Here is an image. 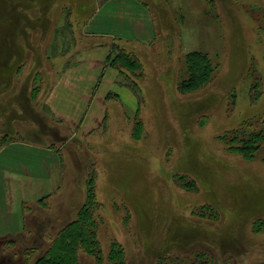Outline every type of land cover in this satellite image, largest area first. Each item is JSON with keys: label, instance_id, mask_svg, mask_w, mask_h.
<instances>
[{"label": "rangeland", "instance_id": "1", "mask_svg": "<svg viewBox=\"0 0 264 264\" xmlns=\"http://www.w3.org/2000/svg\"><path fill=\"white\" fill-rule=\"evenodd\" d=\"M56 1L39 7L38 0H0V121L5 116L3 128L26 129L32 138L53 133L48 140L59 146L66 126L44 117L49 82L84 57L88 42L77 33L84 15L71 20L63 8L55 21ZM143 1L167 5L173 35L136 50L139 93L118 77L112 89L119 99L104 102L106 119L64 145L59 186L50 180L44 191L26 193L31 222L20 235L0 236V264H30L45 253L58 227L76 218L89 181L101 257L80 250L77 264H113V243L121 264H198V252L213 264H264V228L254 229L264 220V142L249 159L230 149L249 132L264 136V0ZM192 50L207 53L214 71L204 86L183 92L177 84L188 75L185 54ZM35 72L40 88L30 99ZM14 191L17 204L20 188Z\"/></svg>", "mask_w": 264, "mask_h": 264}, {"label": "crops", "instance_id": "2", "mask_svg": "<svg viewBox=\"0 0 264 264\" xmlns=\"http://www.w3.org/2000/svg\"><path fill=\"white\" fill-rule=\"evenodd\" d=\"M44 1L38 0L39 7L48 6L55 0ZM53 6L55 21L62 20L59 16L56 17V11H62L63 8L67 10V13H71V20L84 15L77 27L79 29L77 33L80 40L88 42L84 46L86 54L69 63L55 83L49 82L50 86L43 104L48 115L44 117L48 116L52 124L59 125L58 128L61 125L66 126V132H60V136H65V139L60 142L57 149L50 146L54 141L48 140L55 138L53 133L45 131L37 139L30 137L26 129L20 133L16 131L17 129L12 132L2 127L5 123V116H2L0 121V128L3 129L0 132V236L15 233L20 235V229L24 228V223L31 222L30 210L25 212L23 208L26 193L30 198L39 193L37 190L44 191V184L47 181H53L54 186L56 178L61 180V149L72 138L89 136L106 119L108 113L104 102L113 98H108V94H116L115 99H119L118 93L113 92L112 89L114 82H117L120 77L119 72L114 67L104 65L109 45L122 38L121 40L130 44L131 49L136 52L137 49L145 47L149 49L159 41L160 37H169L174 33L170 32L171 27L166 23V17H169L170 24L172 18L167 5L162 1L150 5L143 0H58ZM58 6L60 9L56 8ZM85 6H88L87 10L81 11L80 8ZM158 23L162 24L163 32L158 27ZM97 79H100L99 86L94 90L93 85ZM32 82L34 81L31 80V84ZM38 86L40 88V84ZM95 86H97L96 83ZM29 98L32 99L30 92ZM137 108L132 114L133 117ZM6 136L8 138L5 140ZM57 186L59 185L55 184L54 188L56 189ZM18 188H20V197L15 204L16 191L14 190ZM51 191L40 194L34 200L47 194L51 195ZM24 238L22 236V239ZM16 241L20 242V240Z\"/></svg>", "mask_w": 264, "mask_h": 264}, {"label": "trees", "instance_id": "3", "mask_svg": "<svg viewBox=\"0 0 264 264\" xmlns=\"http://www.w3.org/2000/svg\"><path fill=\"white\" fill-rule=\"evenodd\" d=\"M66 17L68 18L67 14ZM63 26L66 30L71 28V23L68 19ZM54 40H56V37H54ZM185 62L187 64L188 75L185 79L178 82V90L180 89L183 92L194 91L210 81L214 66L207 53L199 50L189 51L185 54ZM104 65L116 68L119 72L121 82L139 93L140 78L138 76L141 77L143 74V65L133 49L127 48L119 42H112L111 45H109V52ZM20 66L21 65L16 66V69L20 68ZM39 79H41V74L35 72L33 77L34 85L30 91V97L32 99L36 97L39 91V86L36 83ZM107 97L117 98V95L110 93ZM137 111L134 116L133 137H135V131H137L136 129L138 125V122L136 121ZM262 123H264V120H262ZM261 131H264V129H261ZM252 133L253 132H249L247 139L241 140L240 145H234L230 147V149L239 153L242 157L247 159L252 158L259 150V143L262 141L264 142V136L261 139L260 133ZM7 138L8 137L6 136L4 139L6 140ZM54 145L55 143L50 144L51 147L57 149V146ZM87 183L84 200L78 207L76 218L62 225L60 228L58 227L53 240L48 249L45 250V253L37 257L30 264H77L78 252L80 250L95 257L96 261L100 259L101 250L97 239L95 219V204H98V201L92 187L93 184H89L91 181ZM261 228H264V220L257 219L254 224V229L256 231ZM113 246L115 247L114 243L111 245V250L107 254L108 259L112 261L113 264L124 263L125 257L122 250L120 248L115 250ZM196 260L198 264H213V260L211 261L205 252H198Z\"/></svg>", "mask_w": 264, "mask_h": 264}]
</instances>
